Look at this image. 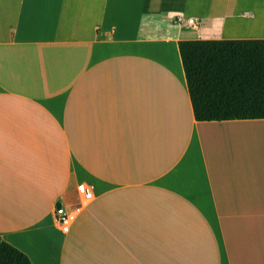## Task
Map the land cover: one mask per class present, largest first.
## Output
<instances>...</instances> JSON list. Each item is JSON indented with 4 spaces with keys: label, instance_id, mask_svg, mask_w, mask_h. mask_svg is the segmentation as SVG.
Returning a JSON list of instances; mask_svg holds the SVG:
<instances>
[{
    "label": "crops",
    "instance_id": "1",
    "mask_svg": "<svg viewBox=\"0 0 264 264\" xmlns=\"http://www.w3.org/2000/svg\"><path fill=\"white\" fill-rule=\"evenodd\" d=\"M211 40H264L263 0H0V238L32 264H264V120L192 113L178 43Z\"/></svg>",
    "mask_w": 264,
    "mask_h": 264
},
{
    "label": "trees",
    "instance_id": "2",
    "mask_svg": "<svg viewBox=\"0 0 264 264\" xmlns=\"http://www.w3.org/2000/svg\"><path fill=\"white\" fill-rule=\"evenodd\" d=\"M180 60L199 123L264 120V40L180 41ZM0 264H32L0 238Z\"/></svg>",
    "mask_w": 264,
    "mask_h": 264
},
{
    "label": "built area",
    "instance_id": "3",
    "mask_svg": "<svg viewBox=\"0 0 264 264\" xmlns=\"http://www.w3.org/2000/svg\"><path fill=\"white\" fill-rule=\"evenodd\" d=\"M187 23L190 26L195 25V22L193 20H187ZM84 194H85L86 199L91 198V193L89 192V190L85 189ZM55 220L61 226V229L63 232L67 233L69 231L72 220L69 221V217L67 216V214L62 209H59L57 211V213L55 215Z\"/></svg>",
    "mask_w": 264,
    "mask_h": 264
},
{
    "label": "rangeland",
    "instance_id": "4",
    "mask_svg": "<svg viewBox=\"0 0 264 264\" xmlns=\"http://www.w3.org/2000/svg\"><path fill=\"white\" fill-rule=\"evenodd\" d=\"M263 4H264V0H263ZM126 208H129V205H125ZM146 210V209H145ZM67 214V216L69 217V221H71L72 217H73V212H65Z\"/></svg>",
    "mask_w": 264,
    "mask_h": 264
}]
</instances>
